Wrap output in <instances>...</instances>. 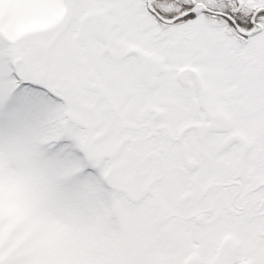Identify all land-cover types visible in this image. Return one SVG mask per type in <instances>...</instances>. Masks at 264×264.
<instances>
[{
  "label": "snow or ice",
  "instance_id": "snow-or-ice-1",
  "mask_svg": "<svg viewBox=\"0 0 264 264\" xmlns=\"http://www.w3.org/2000/svg\"><path fill=\"white\" fill-rule=\"evenodd\" d=\"M0 264H264V0H0Z\"/></svg>",
  "mask_w": 264,
  "mask_h": 264
}]
</instances>
